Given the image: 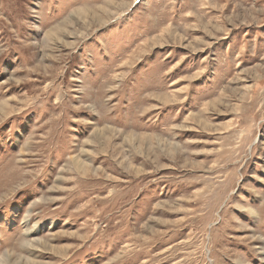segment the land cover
Masks as SVG:
<instances>
[{
	"label": "rangeland",
	"instance_id": "rangeland-1",
	"mask_svg": "<svg viewBox=\"0 0 264 264\" xmlns=\"http://www.w3.org/2000/svg\"><path fill=\"white\" fill-rule=\"evenodd\" d=\"M264 264V0H0V264Z\"/></svg>",
	"mask_w": 264,
	"mask_h": 264
},
{
	"label": "bare ground",
	"instance_id": "bare-ground-1",
	"mask_svg": "<svg viewBox=\"0 0 264 264\" xmlns=\"http://www.w3.org/2000/svg\"><path fill=\"white\" fill-rule=\"evenodd\" d=\"M25 264H31V261H30V260H27V261L25 262Z\"/></svg>",
	"mask_w": 264,
	"mask_h": 264
}]
</instances>
